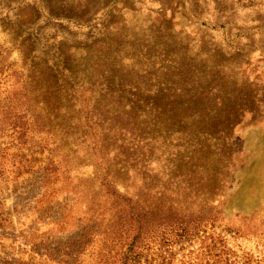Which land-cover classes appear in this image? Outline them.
Wrapping results in <instances>:
<instances>
[{"label":"rangeland","instance_id":"rangeland-1","mask_svg":"<svg viewBox=\"0 0 264 264\" xmlns=\"http://www.w3.org/2000/svg\"><path fill=\"white\" fill-rule=\"evenodd\" d=\"M0 57V264H110L134 205L264 263V0H0Z\"/></svg>","mask_w":264,"mask_h":264},{"label":"trees","instance_id":"trees-1","mask_svg":"<svg viewBox=\"0 0 264 264\" xmlns=\"http://www.w3.org/2000/svg\"><path fill=\"white\" fill-rule=\"evenodd\" d=\"M11 68V70H9ZM19 71L13 69L12 65L3 63L0 57V92L5 94V103L0 111V118L11 114L8 125L21 134H28L34 129L35 120L32 116V107L19 104L22 98H26L28 88L25 87L26 76H18ZM12 77L22 78L13 87ZM24 81V82H23ZM23 82V83H22ZM21 83V84H20ZM74 97V95H73ZM121 194H118L120 196ZM124 197V196H123ZM135 228L130 237V244L121 250L119 258H115L110 264H237L236 252L229 247L227 235L218 231L219 222L210 216L213 207L203 211L196 219L178 220L170 224L153 225L146 208L134 205ZM181 221V222H179ZM208 221H212L209 223ZM205 224H211L208 229ZM233 226L225 227L228 233H237ZM199 242V246L188 249V244ZM179 246L178 250L174 247ZM188 249V251H186ZM181 260L175 261L178 252H181ZM247 259L243 264H264L261 260L255 261L251 254L246 252ZM142 257V258H141ZM145 257V260L143 259ZM81 258V257H80ZM78 261L77 264H80ZM255 262V263H254Z\"/></svg>","mask_w":264,"mask_h":264}]
</instances>
